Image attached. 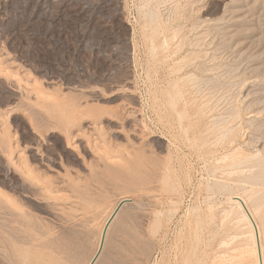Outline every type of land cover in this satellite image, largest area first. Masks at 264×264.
Listing matches in <instances>:
<instances>
[{"label":"rangeland","instance_id":"obj_1","mask_svg":"<svg viewBox=\"0 0 264 264\" xmlns=\"http://www.w3.org/2000/svg\"><path fill=\"white\" fill-rule=\"evenodd\" d=\"M263 161L264 0H0V219L72 264L122 198L101 264H254Z\"/></svg>","mask_w":264,"mask_h":264},{"label":"bare ground","instance_id":"obj_2","mask_svg":"<svg viewBox=\"0 0 264 264\" xmlns=\"http://www.w3.org/2000/svg\"><path fill=\"white\" fill-rule=\"evenodd\" d=\"M150 2V1H149ZM154 2V1H153ZM156 2V1H155ZM178 4V3H177ZM176 13V12H175ZM151 14V13H150ZM149 15V14H148ZM210 32V31H209ZM215 32V31H213ZM177 34V33H176ZM182 34V33H181ZM204 35V34H203ZM207 35V34H206ZM205 35V37H206ZM212 36V35H211ZM175 37V36H174ZM177 37V36H176ZM179 37V36H178ZM175 39V38H174ZM216 39V38H215ZM200 41V40H199ZM205 41V39H204ZM185 40L181 41V48H183V44ZM203 42V41H202ZM198 43V42H197ZM171 44V43H170ZM204 45V44H203ZM198 46V45H197ZM196 46V48H197ZM177 47V46H176ZM195 47V46H194ZM199 48V47H198ZM247 50V49H246ZM180 51V50H179ZM221 51V50H220ZM193 53V52H192ZM189 54V53H188ZM199 54V53H198ZM177 55V54H176ZM192 56V55H191ZM190 56V57H191ZM189 57V58H190ZM194 57V56H193ZM222 57V56H221ZM8 58V57H7ZM11 59V58H10ZM5 61V60H4ZM3 62V61H2ZM6 62V61H5ZM13 63V62H12ZM194 65V62H191ZM207 64V63H206ZM211 64V63H210ZM8 65V64H7ZM14 65V63H13ZM12 65V66H13ZM188 65H191L190 63ZM10 66V64H9ZM12 68V67H11ZM15 68V67H14ZM205 68V67H204ZM229 68V67H228ZM227 68V69H228ZM234 68V67H232ZM240 68V67H239ZM236 70V67L235 69ZM204 71V70H203ZM232 71V70H231ZM201 73V72H200ZM16 75V74H14ZM195 76V75H194ZM193 76V77H194ZM26 77V76H25ZM29 80V79H28ZM205 81V80H204ZM210 81V80H209ZM208 81V82H209ZM218 83V82H217ZM207 84V83H206ZM209 84V83H208ZM198 86V85H197ZM38 89V88H37ZM41 92V91H40ZM59 98V97H58ZM60 102V101H59ZM76 102V101H75ZM86 102V101H85ZM71 104V102H69ZM68 103V104H69ZM79 103V102H78ZM65 104V103H64ZM63 104V105H64ZM48 105V104H46ZM60 105V104H58ZM67 105V104H66ZM21 106V104H20ZM31 106V105H30ZM72 106V104H71ZM82 106V104H81ZM55 107V105H54ZM66 107V106H65ZM28 108V107H27ZM56 108H58L56 106ZM55 108V109H56ZM61 108V107H60ZM70 108V107H69ZM69 108H65L69 109ZM80 108V107H79ZM21 109V108H20ZM23 109V107H22ZM29 109V108H28ZM46 109V108H45ZM57 110V109H56ZM62 108L60 111H64ZM231 110V109H230ZM53 111V110H52ZM67 111V110H66ZM65 111V112H66ZM77 111V110H76ZM56 112V111H55ZM69 111H67L68 113ZM71 112V110H70ZM235 112V110H234ZM233 112V113H234ZM62 113V112H61ZM232 113V111H231ZM236 113V112H235ZM56 114V113H55ZM66 115V113H64ZM70 115V113H68ZM67 114V115H68ZM66 115V116H67ZM69 115L67 117H69ZM62 116V115H61ZM226 117V116H225ZM224 117V118H225ZM54 118V117H53ZM65 118V117H64ZM230 118V117H228ZM67 119V118H66ZM72 119V118H71ZM221 119L218 118V120ZM215 121V120H214ZM227 121V120H226ZM226 121L224 123H226ZM229 121V119H228ZM3 122V121H2ZM65 122V121H64ZM63 122V123H64ZM220 123V122H219ZM4 124V123H3ZM50 126V125H49ZM65 126V125H64ZM80 127V126H79ZM136 129V128H135ZM228 132V130H227ZM232 132V131H231ZM70 133V132H69ZM87 133V132H86ZM226 133V132H225ZM10 134V133H9ZM84 134V133H83ZM38 135V134H37ZM87 135V134H86ZM220 135V134H219ZM224 136V135H223ZM41 138V137H40ZM18 140V139H17ZM107 140V139H106ZM221 140V139H220ZM104 143V142H103ZM97 145V144H96ZM39 148V147H38ZM242 149V148H240ZM229 155H226L224 159L228 157H234L235 159H239L238 149L233 150ZM135 152V151H134ZM144 152V151H143ZM137 154V153H136ZM38 155V154H37ZM254 155L253 157L255 158ZM4 157V156H3ZM135 158V157H133ZM138 158V157H137ZM153 158V157H152ZM144 159V158H143ZM150 159V158H149ZM103 160V159H102ZM134 160V159H133ZM139 160V159H138ZM136 160V161H138ZM148 160V159H147ZM152 160V159H151ZM144 161V160H143ZM162 161V160H161ZM241 160L240 162H242ZM134 163V162H133ZM145 163V161H144ZM153 163V162H152ZM138 164V163H137ZM136 164V165H137ZM147 165V164H146ZM150 165V164H149ZM152 165V164H151ZM138 166V165H137ZM143 165H141L142 167ZM256 166L261 167L264 169V161L262 163H258ZM113 167V166H112ZM117 167V166H115ZM150 167V166H149ZM152 167V166H151ZM150 167V168H151ZM153 171L156 168V166L153 165ZM9 168V167H8ZM143 168V167H142ZM145 168V166H144ZM159 168V167H157ZM156 168V169H157ZM116 169V168H115ZM121 169V168H120ZM136 169V168H135ZM146 170V169H145ZM16 171V170H15ZM34 171V170H33ZM122 171V170H120ZM134 171V170H133ZM149 171V170H148ZM127 173L130 171H126ZM161 172V171H160ZM124 173V172H123ZM122 173V174H123ZM137 173V171H136ZM135 173V174H136ZM157 173V172H156ZM159 173V172H158ZM157 173V174H158ZM132 173V175H135ZM142 174V173H141ZM128 175H131L128 173ZM151 175V174H150ZM155 175V174H154ZM60 177V176H59ZM125 177V175H124ZM136 177V176H135ZM161 177V176H160ZM40 178V177H38ZM132 178V176H131ZM134 178V177H133ZM132 178V179H133ZM63 179V177H62ZM136 179V178H135ZM41 180V179H40ZM48 180V179H47ZM64 180V179H63ZM149 180V179H148ZM26 181V180H25ZM42 181V180H41ZM134 181V180H133ZM141 182V181H139ZM56 183V182H55ZM113 183V182H112ZM116 183V182H115ZM36 184V183H35ZM52 184V183H51ZM50 184V185H51ZM80 184V183H79ZM73 186V185H72ZM100 186V185H99ZM123 186V185H122ZM229 186V185H228ZM247 186V185H246ZM57 187V186H56ZM38 188V187H37ZM51 188V187H50ZM73 188V187H72ZM76 188V187H75ZM79 188V186H78ZM55 189V188H54ZM82 190V189H81ZM102 190V189H101ZM85 191V190H84ZM251 191V190H250ZM6 193V192H5ZM38 193V192H37ZM89 194V193H88ZM244 194H246L244 192ZM250 197L254 196L255 194L252 193ZM7 195V194H6ZM29 197V196H28ZM69 197V196H67ZM88 197V196H86ZM110 197V196H109ZM121 197V196H120ZM34 198V197H33ZM111 198V197H110ZM125 199L129 198H122L112 209L109 216L107 217L103 227L99 231V236L97 240V245L95 248V251L93 252V255L91 259L89 260L88 264H101L102 263V257L103 253L105 252L108 241H109V235L111 232V228L114 226V224L118 221L123 205L121 206V202ZM251 199V198H250ZM79 200V199H77ZM230 200L233 201V203L236 205L240 212V220H243L246 222L248 227L250 228L252 240H253V246L248 251L252 257H254V264H264V245L262 242V231L261 226L257 222L255 218V212L251 210L249 207L247 198L240 194L236 193L230 197ZM2 202V201H0ZM95 202V201H94ZM1 204V203H0ZM5 204V203H4ZM3 204V205H4ZM105 204V203H104ZM6 205V204H5ZM2 206V204L0 205ZM7 206V205H6ZM99 206V205H98ZM5 207V206H4ZM9 209V208H8ZM11 209V208H10ZM108 209V208H107ZM12 211V210H11ZM25 211V210H24ZM228 211V210H226ZM101 213V212H100ZM104 213V212H103ZM99 214V213H98ZM11 216H15V214H10ZM18 217L23 221V227H16L12 226L11 223L14 221V219L7 218L6 220L0 219V240L2 241L3 246L6 249L7 255L9 260L11 261V264H72L73 263V257H74V247L75 242L73 241V235L75 236V233L73 234V230H71L68 235H65L63 237H42L43 232L39 229H35L36 227L33 226V219L31 215L28 214H16ZM84 215V214H83ZM97 215V214H96ZM229 215V214H228ZM70 216H73V209L72 214ZM1 217V216H0ZM97 217V216H96ZM234 218V217H233ZM98 220V219H97ZM100 220V219H99ZM36 224V223H35ZM61 226V225H60ZM35 231V233L33 232ZM96 233V232H95ZM245 235V234H244ZM84 236V235H83ZM229 241V240H228ZM230 245V244H229ZM223 246V245H222ZM250 247V246H249ZM4 256V255H3ZM190 257V256H188ZM187 258V257H186ZM187 260V259H186ZM217 264V263H216Z\"/></svg>","mask_w":264,"mask_h":264},{"label":"water","instance_id":"obj_3","mask_svg":"<svg viewBox=\"0 0 264 264\" xmlns=\"http://www.w3.org/2000/svg\"><path fill=\"white\" fill-rule=\"evenodd\" d=\"M128 201H130V199H125V200H123V201L121 202V206H122L123 204H125L126 202H128Z\"/></svg>","mask_w":264,"mask_h":264}]
</instances>
